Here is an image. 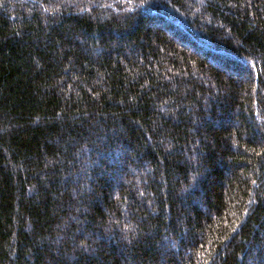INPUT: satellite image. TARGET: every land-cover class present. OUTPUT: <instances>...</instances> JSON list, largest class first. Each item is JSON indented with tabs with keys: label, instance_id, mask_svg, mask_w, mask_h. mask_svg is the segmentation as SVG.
I'll list each match as a JSON object with an SVG mask.
<instances>
[{
	"label": "trees",
	"instance_id": "1",
	"mask_svg": "<svg viewBox=\"0 0 264 264\" xmlns=\"http://www.w3.org/2000/svg\"><path fill=\"white\" fill-rule=\"evenodd\" d=\"M0 264H264V0H0Z\"/></svg>",
	"mask_w": 264,
	"mask_h": 264
}]
</instances>
